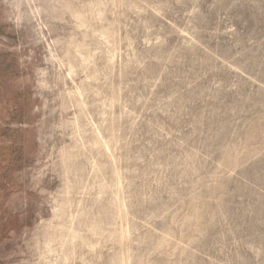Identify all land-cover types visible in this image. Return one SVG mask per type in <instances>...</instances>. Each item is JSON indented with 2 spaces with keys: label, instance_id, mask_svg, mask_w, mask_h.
Instances as JSON below:
<instances>
[{
  "label": "rangeland",
  "instance_id": "rangeland-1",
  "mask_svg": "<svg viewBox=\"0 0 264 264\" xmlns=\"http://www.w3.org/2000/svg\"><path fill=\"white\" fill-rule=\"evenodd\" d=\"M0 264H264V0H0Z\"/></svg>",
  "mask_w": 264,
  "mask_h": 264
},
{
  "label": "bare ground",
  "instance_id": "bare-ground-1",
  "mask_svg": "<svg viewBox=\"0 0 264 264\" xmlns=\"http://www.w3.org/2000/svg\"><path fill=\"white\" fill-rule=\"evenodd\" d=\"M250 102V101H249ZM260 109V108H259ZM224 130V129H223ZM217 138V137H216Z\"/></svg>",
  "mask_w": 264,
  "mask_h": 264
}]
</instances>
